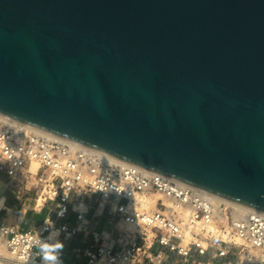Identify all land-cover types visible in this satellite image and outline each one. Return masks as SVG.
I'll list each match as a JSON object with an SVG mask.
<instances>
[{"label":"water","instance_id":"95a60500","mask_svg":"<svg viewBox=\"0 0 264 264\" xmlns=\"http://www.w3.org/2000/svg\"><path fill=\"white\" fill-rule=\"evenodd\" d=\"M0 115L264 212V0H0Z\"/></svg>","mask_w":264,"mask_h":264},{"label":"built area","instance_id":"2783aa9c","mask_svg":"<svg viewBox=\"0 0 264 264\" xmlns=\"http://www.w3.org/2000/svg\"><path fill=\"white\" fill-rule=\"evenodd\" d=\"M0 175L22 211L48 209L35 229L0 225L14 264L38 261L44 224L66 226L62 240L91 237L72 249L85 264H264V212L2 115ZM98 207L107 231L86 216Z\"/></svg>","mask_w":264,"mask_h":264},{"label":"crops","instance_id":"0c3cea01","mask_svg":"<svg viewBox=\"0 0 264 264\" xmlns=\"http://www.w3.org/2000/svg\"><path fill=\"white\" fill-rule=\"evenodd\" d=\"M4 186V192H3ZM0 197L4 198L5 206L0 208V225H16L21 230L35 229L42 221H34L33 217L37 212L31 210L22 211L21 207L25 205L24 202H16L12 193L7 188V180L4 175H0ZM94 208V207H93ZM90 209L87 213V218L93 220L92 228L95 231H100L104 228L107 231L109 228L108 223H106L107 216L104 213H100V208L94 210ZM74 213L70 212L68 215V222L72 224L74 222ZM103 221L100 225L99 222ZM100 225V227H99ZM60 240L64 243V248L61 254L62 264H85L86 258L82 255L75 257L72 249L75 247L84 248L89 244L93 243V239L80 233L78 237L74 239ZM98 242L104 243V239H98ZM156 249V247H155ZM173 258V256H172Z\"/></svg>","mask_w":264,"mask_h":264},{"label":"clouds","instance_id":"9594fccd","mask_svg":"<svg viewBox=\"0 0 264 264\" xmlns=\"http://www.w3.org/2000/svg\"><path fill=\"white\" fill-rule=\"evenodd\" d=\"M5 206L4 198L0 197V208ZM85 208L83 204L77 205L74 210H81ZM64 211L63 208H60L57 211L58 216H62ZM66 226L64 228H56L53 224L49 226L48 224H44L40 232H47L48 235L46 238H43L40 242V257L38 264H62L61 254L64 248L63 241L60 240V236L62 232H66ZM70 234L68 237L69 238ZM33 264H37V262H33Z\"/></svg>","mask_w":264,"mask_h":264},{"label":"bare ground","instance_id":"6f19581e","mask_svg":"<svg viewBox=\"0 0 264 264\" xmlns=\"http://www.w3.org/2000/svg\"><path fill=\"white\" fill-rule=\"evenodd\" d=\"M32 168H35L34 166ZM264 254L257 255V260L263 259ZM0 264H14L9 260L8 255L5 252L3 239H0ZM38 264V263H37Z\"/></svg>","mask_w":264,"mask_h":264},{"label":"rangeland","instance_id":"374dc122","mask_svg":"<svg viewBox=\"0 0 264 264\" xmlns=\"http://www.w3.org/2000/svg\"><path fill=\"white\" fill-rule=\"evenodd\" d=\"M4 190L5 189H4V186H3V192H4ZM157 197H158L157 195H154V196H152V198H148L147 200L149 202H151V204H152V203H154V201H155V199ZM47 210H48L47 207H44L43 210L40 213L35 214L34 217H33L34 221H41L46 216ZM102 222L103 221H100L99 224L101 225ZM100 225H99V227H100ZM0 239L2 240L3 238L0 236ZM257 255H259V254H257ZM38 261H39V259H38ZM38 261H37V263H38Z\"/></svg>","mask_w":264,"mask_h":264}]
</instances>
